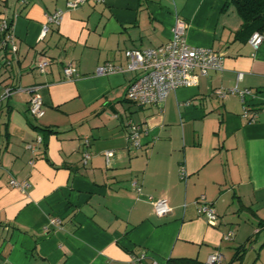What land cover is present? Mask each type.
<instances>
[{"label": "crops", "instance_id": "1", "mask_svg": "<svg viewBox=\"0 0 264 264\" xmlns=\"http://www.w3.org/2000/svg\"><path fill=\"white\" fill-rule=\"evenodd\" d=\"M67 1L0 0V24L13 17L17 46L3 47L0 32V264H132L142 255L147 264H207L215 251L221 264H264V39L251 45L234 0H89L75 9ZM57 10L59 24L48 23ZM179 18L190 45L223 55L222 70L144 107L127 99L138 72L96 73L105 62L125 66L126 49L166 44ZM43 55L46 73L36 69ZM69 63L76 74L68 80ZM35 86L39 119L29 112ZM130 122L146 128L138 147ZM37 135L43 143L33 151ZM202 194L219 215L215 226L198 213ZM163 196L172 211L159 217L152 199Z\"/></svg>", "mask_w": 264, "mask_h": 264}, {"label": "built area", "instance_id": "2", "mask_svg": "<svg viewBox=\"0 0 264 264\" xmlns=\"http://www.w3.org/2000/svg\"><path fill=\"white\" fill-rule=\"evenodd\" d=\"M26 3L28 0H22ZM89 0H68L67 8L75 9L85 4ZM100 1V0H96ZM63 11L57 10L46 14L48 23L59 24L62 19ZM187 23L184 19H177L172 28V37L170 40L160 46L145 49H126L125 56L127 63L125 66L116 65L112 62H105L96 68V73L99 75L135 71L138 72L137 77L130 84L127 91V99L139 107L150 105H162L170 92L181 86L197 85L200 76L206 75L211 70L223 69V55L211 48L195 47L187 41ZM48 26L45 25L43 33L45 34ZM0 31L5 32L4 43L11 50L16 51L17 46L14 42V34L12 26L9 27L7 20L3 19L0 24ZM264 39L262 32L255 31L250 37L251 45L257 49ZM51 64L50 58L43 55L36 62V69L40 73H46L48 66ZM64 78L71 79L76 74V67L73 63L67 64L64 69ZM14 91V88L9 86L3 93V98L8 97ZM31 98L29 101L30 114L39 119L44 116V100L38 86L31 87ZM247 93V90L240 92L242 96ZM220 96H224L223 91H219ZM244 116H248V109L244 108ZM254 120V119H253ZM146 128L141 123L130 122L128 127L129 141L140 146L141 135ZM88 142V140H87ZM43 143V136L37 135L35 140L28 144V148L36 151L38 146ZM85 160L90 157L89 152H85ZM106 160L109 163L114 156L113 150L105 151ZM181 178L186 177L184 166L180 169ZM12 186L20 187L25 190L29 187L27 181H18L11 179ZM136 191H140V186L135 184ZM198 213L205 216L209 224L215 226L218 224L219 215L214 207L207 201L204 194L200 195L195 201ZM153 209L157 216L164 217L171 213L172 207L169 205L166 197L152 199ZM56 220H53V222ZM233 233L230 231L225 235V239L232 238ZM144 255L135 258L132 264H147L143 262ZM224 260V255L215 251L207 258V264H220ZM150 264H158L152 262Z\"/></svg>", "mask_w": 264, "mask_h": 264}, {"label": "trees", "instance_id": "3", "mask_svg": "<svg viewBox=\"0 0 264 264\" xmlns=\"http://www.w3.org/2000/svg\"><path fill=\"white\" fill-rule=\"evenodd\" d=\"M236 9L241 16L244 27L241 31H248L252 34L255 31L264 32V0H234ZM8 16V15H7ZM4 19L10 26H13V17L8 16ZM1 32V31H0ZM5 32H1L2 46L7 47L4 43ZM8 48V47H7ZM259 226L264 227V221L258 222ZM254 240L253 237L248 238L245 243L235 248V253L231 259V263L239 261L243 258L246 251L248 250L247 245H250ZM264 248V242L261 245ZM256 259V258H255ZM165 264H204L201 260L196 257H170L167 259Z\"/></svg>", "mask_w": 264, "mask_h": 264}, {"label": "rangeland", "instance_id": "4", "mask_svg": "<svg viewBox=\"0 0 264 264\" xmlns=\"http://www.w3.org/2000/svg\"><path fill=\"white\" fill-rule=\"evenodd\" d=\"M134 106V105H133ZM233 253L234 252V249L233 248H227V250H226V252H225V254H227V257H228V261H229V259H230V255H228V253ZM249 258V256H247V258H246V260ZM221 264V263H220ZM234 264H236V263H234ZM238 264V263H237Z\"/></svg>", "mask_w": 264, "mask_h": 264}]
</instances>
